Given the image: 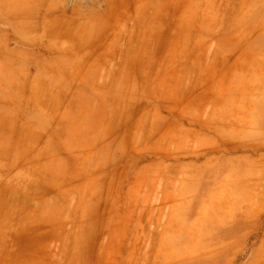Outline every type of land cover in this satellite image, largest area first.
I'll use <instances>...</instances> for the list:
<instances>
[{
	"label": "rangeland",
	"instance_id": "1",
	"mask_svg": "<svg viewBox=\"0 0 264 264\" xmlns=\"http://www.w3.org/2000/svg\"><path fill=\"white\" fill-rule=\"evenodd\" d=\"M21 6L24 30L64 44L70 60L44 109L48 131L22 151L23 178L37 181L23 179L20 210L0 212L6 255L226 264L223 229L264 207V0L6 9L16 19Z\"/></svg>",
	"mask_w": 264,
	"mask_h": 264
},
{
	"label": "crops",
	"instance_id": "2",
	"mask_svg": "<svg viewBox=\"0 0 264 264\" xmlns=\"http://www.w3.org/2000/svg\"><path fill=\"white\" fill-rule=\"evenodd\" d=\"M7 5L8 0H0V212H15L21 209L23 190H28L23 179L31 180L30 187L37 181L23 178L22 151L35 150L38 143L32 137L48 131L44 109L53 108L54 86L65 87L60 72L70 57L64 44L37 42L39 38L23 27L32 14L27 16L21 6L14 19ZM261 212L223 229L230 244L224 251L226 264H264V207ZM238 248L242 250L234 253ZM16 259L15 252L6 255L0 241V264H16Z\"/></svg>",
	"mask_w": 264,
	"mask_h": 264
}]
</instances>
